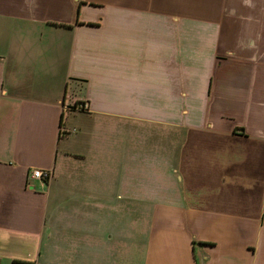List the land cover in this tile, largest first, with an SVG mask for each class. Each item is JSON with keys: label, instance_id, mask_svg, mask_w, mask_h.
<instances>
[{"label": "crops", "instance_id": "obj_1", "mask_svg": "<svg viewBox=\"0 0 264 264\" xmlns=\"http://www.w3.org/2000/svg\"><path fill=\"white\" fill-rule=\"evenodd\" d=\"M0 264H264V0H0Z\"/></svg>", "mask_w": 264, "mask_h": 264}, {"label": "built area", "instance_id": "obj_2", "mask_svg": "<svg viewBox=\"0 0 264 264\" xmlns=\"http://www.w3.org/2000/svg\"><path fill=\"white\" fill-rule=\"evenodd\" d=\"M80 109L85 110V104H79V106H74V110L79 111ZM31 177L42 182H48L52 177V172L50 170H33L31 172Z\"/></svg>", "mask_w": 264, "mask_h": 264}, {"label": "trees", "instance_id": "obj_3", "mask_svg": "<svg viewBox=\"0 0 264 264\" xmlns=\"http://www.w3.org/2000/svg\"><path fill=\"white\" fill-rule=\"evenodd\" d=\"M72 109H74V107H72ZM79 111H85V110H81V109H80Z\"/></svg>", "mask_w": 264, "mask_h": 264}]
</instances>
